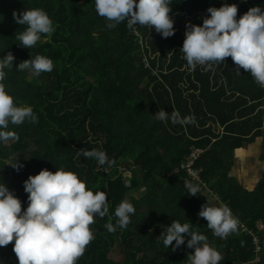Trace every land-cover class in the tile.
I'll use <instances>...</instances> for the list:
<instances>
[{
  "label": "trees",
  "instance_id": "16d2710c",
  "mask_svg": "<svg viewBox=\"0 0 264 264\" xmlns=\"http://www.w3.org/2000/svg\"><path fill=\"white\" fill-rule=\"evenodd\" d=\"M224 2L173 0L175 32L164 38L154 27L129 29L127 21L108 28L111 22L97 14L95 0H0V57L12 52L15 65L31 53L54 64L39 76L5 69L6 90L18 105L31 106L39 122L9 125L19 139L0 143V182L21 200L22 211L28 204L24 181L44 168L73 171L86 187L105 191L109 213L94 217L93 239L76 264H188L189 237L175 250L163 244L160 234L172 221L191 223L206 235L223 257L220 264L255 257L253 236L239 225L224 238L213 234L198 215L204 194L188 195L185 181L197 182L177 171L194 147L205 149L196 162L201 190L219 195L247 228L264 222V176L249 192L230 175L235 151L264 138V86L243 69L237 72L231 57L192 69L180 50L186 23L202 24L207 9ZM227 3L237 4V18L254 5L264 8V0ZM33 8L48 14L55 31L27 49L16 39L26 26L15 22L13 12ZM159 108L178 110L194 123L157 120ZM82 148L106 152L111 166L78 156ZM18 159L19 171L10 165ZM135 190L138 199L130 197ZM122 201L135 209L125 228L114 216ZM13 245L0 247V264H18Z\"/></svg>",
  "mask_w": 264,
  "mask_h": 264
},
{
  "label": "clouds",
  "instance_id": "9594fccd",
  "mask_svg": "<svg viewBox=\"0 0 264 264\" xmlns=\"http://www.w3.org/2000/svg\"><path fill=\"white\" fill-rule=\"evenodd\" d=\"M173 0H95L97 14L111 23L108 28L127 21L129 29L134 26H147L167 38L174 34ZM209 15L202 24L186 23L185 38L180 48L184 59L192 69L225 62L231 57L236 71L243 69L250 73L257 84L264 86V8L250 7L237 18V4L227 0L220 6H210ZM18 25L26 28L16 35L18 45L31 49L43 35L51 36L54 23L48 14L39 8L25 9L22 13L13 12ZM16 57L12 52L0 57V143L18 140L9 125H21L25 121L38 123V117L31 106L18 105L6 90L3 83L5 69L15 66L17 70H28L36 76L51 72L53 61L36 55L14 65ZM157 120H171L173 124L194 123V117H181L178 110L171 113L159 108L154 113ZM77 155L85 159H95L101 166H111L106 152L98 149L82 148ZM17 171L23 167L19 159L10 164ZM107 170V169H106ZM187 194H204L206 202L201 205L199 217L207 221L208 228L215 236L224 238L237 229L238 221L227 205L219 203L214 196L185 181ZM24 191L28 194L27 207L22 211V202L4 182H0V247L14 241L13 251L18 264H76L93 239L90 226L94 217H105L109 213V203L105 191L86 187L73 171L57 168L53 172L41 169L29 175L24 181ZM135 209L130 202L122 201L114 216L117 224L125 228L130 223V215ZM112 217L109 216V220ZM112 230V224L107 225ZM163 244L175 248L185 243L194 248L187 257L188 264H220L221 253L208 243L206 235L192 230L191 223L172 221L160 234ZM175 242V243H173Z\"/></svg>",
  "mask_w": 264,
  "mask_h": 264
},
{
  "label": "crops",
  "instance_id": "0c3cea01",
  "mask_svg": "<svg viewBox=\"0 0 264 264\" xmlns=\"http://www.w3.org/2000/svg\"><path fill=\"white\" fill-rule=\"evenodd\" d=\"M255 142H257V145L254 146L256 150L255 155H252V158L249 156L250 163L247 162L249 164V169L244 170V172H240L239 171L240 167H238L239 152L246 150L253 143L255 144ZM253 143L249 144L245 148H241L235 151V156H234L235 164L230 172V175L233 176L237 180L238 184L241 187H243L245 191H249V192L257 191L258 185L264 176V138L259 137ZM262 148H263V151H262ZM249 153L251 154L252 150L249 151ZM209 195L213 196L211 192H209ZM260 221L262 220L257 221L256 226ZM261 239H262V236H261ZM261 244L264 250V240H262ZM255 257H256V253H255ZM255 257L251 259L250 261L254 260ZM260 262H259L260 264L264 263V256L261 258Z\"/></svg>",
  "mask_w": 264,
  "mask_h": 264
},
{
  "label": "built area",
  "instance_id": "2783aa9c",
  "mask_svg": "<svg viewBox=\"0 0 264 264\" xmlns=\"http://www.w3.org/2000/svg\"><path fill=\"white\" fill-rule=\"evenodd\" d=\"M205 151L206 150L203 148L194 147L193 151L187 157V160L184 163H182L181 167L178 168L177 171L184 170L188 174V177L190 178V180L197 182V184L203 183L202 174H201L202 168L196 167V162ZM237 221H238V225L240 226V228H242L243 230H247L253 236V242H254L255 253H256L255 259L259 260L258 254L261 252V249H262L261 236L264 233V222L260 221L257 224L256 229L254 230V229L247 228L244 222H241L239 220ZM253 262L254 260L249 261L246 264H251Z\"/></svg>",
  "mask_w": 264,
  "mask_h": 264
},
{
  "label": "rangeland",
  "instance_id": "374dc122",
  "mask_svg": "<svg viewBox=\"0 0 264 264\" xmlns=\"http://www.w3.org/2000/svg\"><path fill=\"white\" fill-rule=\"evenodd\" d=\"M33 79V78H32ZM257 145V142H255V144L253 143L250 147H248L246 150H244V151H241V152H239V157H238V167H240V172H244V170H247V169H249V164L248 163H250L249 162V156L252 158V155H255V152H256V150H255V147L254 146H256ZM252 150V153L250 154L249 153V151H251ZM262 151H263V148H262ZM248 162V163H247ZM131 175V173L129 172V171H127V173H126V176H130ZM198 185V184H197ZM212 191V190H211ZM205 192L207 193V194H209V192H210V190H208V189H206L205 190ZM213 194V193H212ZM140 195H141V193L139 192V190H135V191H131L130 192V197L131 198H134V199H138V198H140ZM213 196L216 198V200L219 202V203H223V204H225V205H227L222 199H221V197H219V195H217V194H213ZM204 197L206 198V196L204 195ZM228 206V208L230 209V211H231V213H232V210H231V207L229 206V205H227ZM232 215L235 217V215L232 213ZM237 220H239L238 219V217H235ZM239 221H241V220H239ZM192 250H191V252H194V248H191ZM191 252L189 251V250H187V251H185V253H184V258L185 259H187V257H188V255L189 254H191ZM263 252V253H262ZM264 256V250H263V247H262V249H261V252L258 254V258H259V260H257V259H254V262L253 263H251V264H258L260 261H261V258ZM261 263V262H260ZM259 263V264H260ZM264 264V263H263Z\"/></svg>",
  "mask_w": 264,
  "mask_h": 264
}]
</instances>
